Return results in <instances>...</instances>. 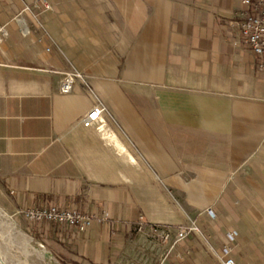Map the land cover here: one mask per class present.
Returning <instances> with one entry per match:
<instances>
[{"label":"crops","instance_id":"crops-1","mask_svg":"<svg viewBox=\"0 0 264 264\" xmlns=\"http://www.w3.org/2000/svg\"><path fill=\"white\" fill-rule=\"evenodd\" d=\"M37 1L0 0V213L31 242L11 241L60 264H217L235 231L234 261L264 264V59L242 43L241 0ZM68 72L85 83L63 94ZM47 206L98 220L20 215ZM191 224L174 248L143 235Z\"/></svg>","mask_w":264,"mask_h":264},{"label":"built area","instance_id":"built-area-1","mask_svg":"<svg viewBox=\"0 0 264 264\" xmlns=\"http://www.w3.org/2000/svg\"><path fill=\"white\" fill-rule=\"evenodd\" d=\"M38 4L42 6L45 11L50 10V6L46 0H38ZM243 10L240 14V20L237 26L240 30L242 43L249 48V50L257 57L264 59V0H241ZM26 12H30V8H25ZM21 25V33L23 36L29 35V29L25 26L23 21H18ZM7 32L4 27H0V44L3 42ZM262 69V66H260ZM60 91L63 94H69L77 81L85 83V76L79 72H68L63 74ZM104 108H93L83 119V125L86 128H91L95 125H103L104 119L102 114ZM100 126V127H101ZM209 216L214 219L215 216L212 211H208ZM24 220L31 224L42 226L51 224L58 227L73 228L79 233L86 232L98 220L94 216L80 212L76 209L59 208L56 206H47L42 208H28L20 212ZM142 226L143 219L139 221ZM141 230L142 228L139 227ZM198 229L194 224L181 227L173 232L170 228H163L160 226H151L149 237L163 246L174 248L179 243L183 242L185 238ZM238 234L235 231H230L226 234V245L222 248L220 254H217V264H237L231 257L232 244H234ZM42 247V246H40Z\"/></svg>","mask_w":264,"mask_h":264},{"label":"rangeland","instance_id":"rangeland-1","mask_svg":"<svg viewBox=\"0 0 264 264\" xmlns=\"http://www.w3.org/2000/svg\"><path fill=\"white\" fill-rule=\"evenodd\" d=\"M2 216H3V214L0 213V236L4 237V238H9L10 242L13 243V244L8 243V248L11 249V251L9 253L13 257V264H60V262H58L54 259H46L45 255H44L45 251L41 247L36 248V250L39 251L38 255L27 256V254H28L27 251L24 252V254H23V252L21 250H19V248H18L19 246H17L18 242L11 241L12 240L11 238H14V239L17 238L19 240V239H21V236H23V238L26 240V242L30 243L31 242L30 238L25 236V234H26L25 227L19 226V228H17V230L10 232V230L7 227L5 220ZM20 229H22L25 232V234L23 232H20L19 231ZM138 233L139 232H136V234L134 233L132 235H139ZM143 235L148 236L146 234H143Z\"/></svg>","mask_w":264,"mask_h":264},{"label":"bare ground","instance_id":"bare-ground-1","mask_svg":"<svg viewBox=\"0 0 264 264\" xmlns=\"http://www.w3.org/2000/svg\"><path fill=\"white\" fill-rule=\"evenodd\" d=\"M1 259V258H0ZM2 263L4 264V262L2 261Z\"/></svg>","mask_w":264,"mask_h":264}]
</instances>
